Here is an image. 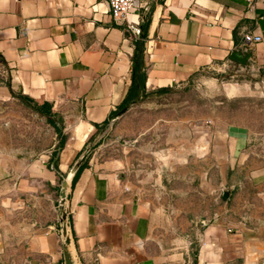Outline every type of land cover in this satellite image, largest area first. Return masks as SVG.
<instances>
[{"label": "crops", "instance_id": "0c3cea01", "mask_svg": "<svg viewBox=\"0 0 264 264\" xmlns=\"http://www.w3.org/2000/svg\"><path fill=\"white\" fill-rule=\"evenodd\" d=\"M247 33L261 39L246 43ZM138 45L144 88L131 78ZM209 70L264 72V0H137L126 21L112 17L107 0H0V99L22 96L62 120L50 170L39 168L50 184L81 159L67 195L75 264H264V186L256 192L262 209L250 210L239 194L245 180L228 175L246 168L244 130L179 120L159 138L152 156L173 178L194 173L205 187L231 188L220 211L200 217L193 236L115 159L96 155L135 104ZM190 165L192 174L179 176ZM260 166L249 168L247 183L264 184ZM9 174L0 187V264H64L57 212L49 225L44 207L25 220Z\"/></svg>", "mask_w": 264, "mask_h": 264}, {"label": "rangeland", "instance_id": "374dc122", "mask_svg": "<svg viewBox=\"0 0 264 264\" xmlns=\"http://www.w3.org/2000/svg\"><path fill=\"white\" fill-rule=\"evenodd\" d=\"M49 116H53L52 113ZM52 118L61 130L62 120ZM179 120L246 132V168L233 174L229 171L228 175L245 180L239 194L250 199V210L253 206L262 209V198L256 197V192L264 184L249 180L247 183L246 177L249 168L260 165L264 168V72H199L186 84L135 104L131 112L108 131L96 151L100 158L115 159L124 174L150 196L156 206L174 212L193 236L200 217L208 218L220 211L225 199L219 187H205L194 173H186V170L196 169L194 165L177 170L179 176L192 174L183 181L173 178L161 159L152 156L161 145L158 142L168 123ZM58 138V131L34 102L16 95L0 99V187L6 186L8 169L9 175H14V203L25 220H36L42 214V207L48 225L56 219L60 190L68 169L52 185L43 178L39 168L50 170L48 159L56 153Z\"/></svg>", "mask_w": 264, "mask_h": 264}, {"label": "water", "instance_id": "95a60500", "mask_svg": "<svg viewBox=\"0 0 264 264\" xmlns=\"http://www.w3.org/2000/svg\"><path fill=\"white\" fill-rule=\"evenodd\" d=\"M231 57L240 62L243 65H246L247 60H243L236 54H231ZM124 112V110L122 111ZM81 162V159L77 160L73 166L71 167L69 173L67 174L66 178L64 179V182L62 184L61 190H60V201L58 203L57 207V215H58V228L60 231L61 241H62V254H63V260L64 264H75L74 258L72 255L71 250V238H70V232H69V217H68V205H67V195H68V188L72 181V174L77 170ZM68 180V184L65 188V182ZM222 197L224 199H230L231 198V189L229 187L222 188Z\"/></svg>", "mask_w": 264, "mask_h": 264}, {"label": "built area", "instance_id": "2783aa9c", "mask_svg": "<svg viewBox=\"0 0 264 264\" xmlns=\"http://www.w3.org/2000/svg\"><path fill=\"white\" fill-rule=\"evenodd\" d=\"M112 17L115 20L126 21L130 10L136 6L137 0H107ZM126 27L135 35L141 34V28L133 22H127ZM244 42L250 43L261 39L259 35L245 34Z\"/></svg>", "mask_w": 264, "mask_h": 264}, {"label": "trees", "instance_id": "16d2710c", "mask_svg": "<svg viewBox=\"0 0 264 264\" xmlns=\"http://www.w3.org/2000/svg\"><path fill=\"white\" fill-rule=\"evenodd\" d=\"M131 78H132V82H138L140 86L144 88L145 73L143 72V68H142V53H141V49L139 45L138 47H136L132 55ZM169 90L170 89L158 90L156 94H163V93L168 92ZM47 115H48L47 118H48L49 123L55 128L56 131L60 132V128L55 124V121L53 120V118L49 116L50 114H47ZM81 167L82 165L79 167V169ZM76 177H77V173L72 178L71 185L74 183Z\"/></svg>", "mask_w": 264, "mask_h": 264}, {"label": "bare ground", "instance_id": "6f19581e", "mask_svg": "<svg viewBox=\"0 0 264 264\" xmlns=\"http://www.w3.org/2000/svg\"><path fill=\"white\" fill-rule=\"evenodd\" d=\"M66 185V184H65Z\"/></svg>", "mask_w": 264, "mask_h": 264}]
</instances>
